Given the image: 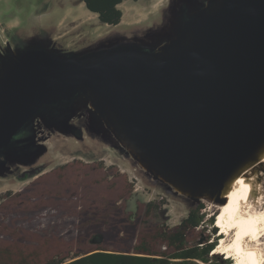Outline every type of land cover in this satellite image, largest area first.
<instances>
[{
  "label": "water",
  "instance_id": "obj_1",
  "mask_svg": "<svg viewBox=\"0 0 264 264\" xmlns=\"http://www.w3.org/2000/svg\"><path fill=\"white\" fill-rule=\"evenodd\" d=\"M157 53L43 50L0 68V150L44 104L87 92L142 166L188 195L218 191L264 142V0H214Z\"/></svg>",
  "mask_w": 264,
  "mask_h": 264
},
{
  "label": "rangeland",
  "instance_id": "obj_2",
  "mask_svg": "<svg viewBox=\"0 0 264 264\" xmlns=\"http://www.w3.org/2000/svg\"><path fill=\"white\" fill-rule=\"evenodd\" d=\"M213 1L124 0L119 5L121 21L109 25L82 0H0V68L10 49L18 53L43 50L75 58L133 48L155 54L183 33L185 21L211 7ZM18 134L30 136L29 141L17 146L13 140L0 150L2 245L13 244L39 257L95 247L129 252L144 235L154 236L164 226L178 225L199 203L204 204L203 221L187 232V240L200 244L211 241L213 224L207 219L220 211L225 191L188 195L142 166L87 92L81 91L70 101L44 104ZM108 166L114 167V174ZM99 167L100 171L107 168L105 175L96 169ZM31 169L50 170L43 177L52 181L50 193L66 195L62 201L69 204L72 200L76 205L72 212L32 207L33 193L26 190L32 178L19 179ZM119 174L123 175L118 178L123 180L118 184L120 192L127 195L126 210L134 215L123 225L113 220L102 226L94 223L95 219L85 221L83 212L88 205L93 199L105 202L110 190L116 188L112 177ZM258 174L264 185V165ZM40 192L36 190L34 195ZM93 192L99 194L91 195ZM50 200L57 204L55 197L48 203ZM148 202H153L151 208L146 206ZM150 241L152 249L163 248L160 241ZM210 254L213 260L226 257V253ZM229 258L235 264V259Z\"/></svg>",
  "mask_w": 264,
  "mask_h": 264
},
{
  "label": "trees",
  "instance_id": "obj_3",
  "mask_svg": "<svg viewBox=\"0 0 264 264\" xmlns=\"http://www.w3.org/2000/svg\"><path fill=\"white\" fill-rule=\"evenodd\" d=\"M86 8L95 13L101 22L117 25L121 21L122 10L119 4L124 0H82ZM136 1V0H134ZM153 202H148L151 208ZM203 203L189 209L187 215L178 225L160 228L154 236L144 235L133 251L95 247L87 251H69L68 253H55L39 257L36 252L25 251L13 244L0 243V264H232L229 256L224 258L210 254L216 244L217 226L215 216L207 219L213 226L209 229L212 234L211 241L203 243L188 242L187 232L199 227L203 221ZM220 234V233H219ZM151 240L160 241L163 248L152 249Z\"/></svg>",
  "mask_w": 264,
  "mask_h": 264
},
{
  "label": "bare ground",
  "instance_id": "obj_4",
  "mask_svg": "<svg viewBox=\"0 0 264 264\" xmlns=\"http://www.w3.org/2000/svg\"><path fill=\"white\" fill-rule=\"evenodd\" d=\"M264 165V142L226 179L215 224L222 234L214 253H226L235 264H264V185L258 170Z\"/></svg>",
  "mask_w": 264,
  "mask_h": 264
},
{
  "label": "flooded vegetation",
  "instance_id": "obj_5",
  "mask_svg": "<svg viewBox=\"0 0 264 264\" xmlns=\"http://www.w3.org/2000/svg\"><path fill=\"white\" fill-rule=\"evenodd\" d=\"M23 137H25V138H23ZM23 137L19 136V134L16 133L15 136L13 137L12 141L17 140L15 142V143H17L16 144L17 146H19L21 144L24 145V143L26 141H29L30 136H27V138H26V136L23 135ZM76 161H78V160H76ZM93 166L98 167L96 164H93ZM108 167L112 168V170H109V171L111 172V174H114L115 173V170L113 169L114 167H111V166H108ZM96 169L100 171V167L96 168ZM30 171L33 172V173H31V175H29ZM30 171L26 172V170H25L21 174V176H19V179L20 180H26V179L32 178L30 180L29 188H27L26 190H29L30 192L33 193V197H32V199H33L32 207L33 208L45 207V208L52 209L55 207L54 209H59V212H60V211H62V209L71 211L76 206L72 200H70V204L67 201H64V202L62 201L63 199H66V195H64V194L58 195V194L50 193V191L53 189V188H51L52 181L50 178H48V179L43 178L46 175H48V173H50V170L44 171L43 169H38V170H36V169L32 170L31 169ZM105 171H107V168H105V169L103 168V171H100V173L102 175H105L106 174ZM119 177H123V175L119 174L118 177L117 176L112 177V179L115 181L116 188L113 190H110L109 195H111V196H109L105 202H101L105 198L100 200L101 203H98L95 201V199H93L92 200L93 204L88 205V208H86V210L83 212L85 214V218H84L85 221H87L88 219H95L94 223L102 226V225H105L107 223H110L111 220L115 221L116 223H118L120 225H123L125 222H128L131 219V217L134 214L132 213V211L126 210L124 201L126 200L127 195H123L122 191L120 192L121 188L118 186V184L119 185L123 184V182H122L123 180L118 179ZM132 182H133V180H130V183H132ZM106 183H109V181H107ZM36 184H38L39 189L36 188ZM109 189L110 188H108V190ZM36 190H40L41 192L38 193L37 195H34ZM96 194H99V193L93 192L91 195H96ZM52 196L56 198L57 204L56 203L52 204L51 200L48 203V199ZM27 204H28V202H27ZM43 204H45V205H43ZM146 206H147V204H146ZM88 213H90V214L87 215ZM88 221H90V220H88Z\"/></svg>",
  "mask_w": 264,
  "mask_h": 264
},
{
  "label": "crops",
  "instance_id": "obj_6",
  "mask_svg": "<svg viewBox=\"0 0 264 264\" xmlns=\"http://www.w3.org/2000/svg\"><path fill=\"white\" fill-rule=\"evenodd\" d=\"M120 4H121V3H120ZM120 4H119V5H120Z\"/></svg>",
  "mask_w": 264,
  "mask_h": 264
}]
</instances>
